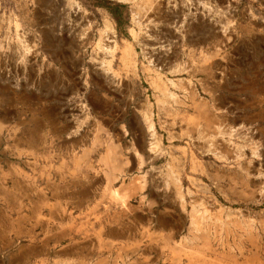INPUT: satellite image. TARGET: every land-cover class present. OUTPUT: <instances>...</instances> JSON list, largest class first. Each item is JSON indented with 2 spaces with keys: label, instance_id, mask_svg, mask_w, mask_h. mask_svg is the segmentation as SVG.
I'll use <instances>...</instances> for the list:
<instances>
[{
  "label": "rangeland",
  "instance_id": "1",
  "mask_svg": "<svg viewBox=\"0 0 264 264\" xmlns=\"http://www.w3.org/2000/svg\"><path fill=\"white\" fill-rule=\"evenodd\" d=\"M147 1L0 0V108L125 134L115 186L158 199L124 205L127 243L81 220L76 257L64 244L49 264H264V0Z\"/></svg>",
  "mask_w": 264,
  "mask_h": 264
},
{
  "label": "crops",
  "instance_id": "2",
  "mask_svg": "<svg viewBox=\"0 0 264 264\" xmlns=\"http://www.w3.org/2000/svg\"><path fill=\"white\" fill-rule=\"evenodd\" d=\"M227 103L237 114L249 115L234 96ZM21 115L31 118L15 124ZM58 115L0 108V264H49L64 244L76 257L81 220L87 219L103 229L102 241L95 242L127 243L128 236L115 231L126 227L124 205L139 194L148 204L158 200L153 191L115 186L129 169L125 134L104 141L73 136L74 128L53 118ZM96 148L104 150L99 161ZM113 148L117 156L109 157ZM128 193L133 197L126 200Z\"/></svg>",
  "mask_w": 264,
  "mask_h": 264
},
{
  "label": "bare ground",
  "instance_id": "3",
  "mask_svg": "<svg viewBox=\"0 0 264 264\" xmlns=\"http://www.w3.org/2000/svg\"><path fill=\"white\" fill-rule=\"evenodd\" d=\"M151 0H148L147 2H150ZM80 13H82V9H81V7H78V8H76V11H75V14L76 15H78V14H80ZM108 24V23H107ZM107 28V27H106ZM106 34V33H105ZM105 34H102V35H105ZM115 35V32H114V30H113V28L111 27V26H109V29H108V31H107V39L108 40H111L112 38H115L116 36H114ZM106 38V37H105ZM111 49V48H110ZM107 51V50H106ZM124 55H123V59H124V61H126L127 62V60H128V54H127V52L125 51L124 53H123ZM122 59V60H123ZM131 59V58H130ZM110 63V62H109ZM198 107H200V106H198ZM202 108V107H201ZM204 110H205V108H203ZM207 109H209V108H207ZM198 110H200V109H198ZM202 111V110H201ZM200 113H204V117L207 119V121L209 122L210 121V113H209V111H206L205 110V112H200ZM202 116V118H204ZM200 117V116H199ZM213 118V117H212ZM207 123V122H206ZM211 123V122H210ZM229 130H230V128H229ZM232 130V129H231ZM233 131H234V129H233ZM232 132V131H231ZM235 132V131H234ZM251 132V131H250ZM226 134V133H225ZM229 134H230V132H229ZM232 134V133H231ZM253 134V133H252ZM194 217V216H193ZM196 219V218H195ZM113 234V233H112ZM125 235V234H124ZM119 249V248H118ZM239 252V251H238ZM106 262V261H105Z\"/></svg>",
  "mask_w": 264,
  "mask_h": 264
},
{
  "label": "trees",
  "instance_id": "4",
  "mask_svg": "<svg viewBox=\"0 0 264 264\" xmlns=\"http://www.w3.org/2000/svg\"><path fill=\"white\" fill-rule=\"evenodd\" d=\"M112 13L117 16V17H121L122 15V11H120V9L118 7H116L115 9H111Z\"/></svg>",
  "mask_w": 264,
  "mask_h": 264
}]
</instances>
